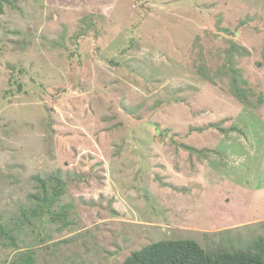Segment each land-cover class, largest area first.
Masks as SVG:
<instances>
[{"label": "rangeland", "instance_id": "1", "mask_svg": "<svg viewBox=\"0 0 264 264\" xmlns=\"http://www.w3.org/2000/svg\"><path fill=\"white\" fill-rule=\"evenodd\" d=\"M180 238L264 239V0H0V264Z\"/></svg>", "mask_w": 264, "mask_h": 264}, {"label": "trees", "instance_id": "2", "mask_svg": "<svg viewBox=\"0 0 264 264\" xmlns=\"http://www.w3.org/2000/svg\"><path fill=\"white\" fill-rule=\"evenodd\" d=\"M55 179L57 184L51 188V195L54 196V201H57V195L62 191L64 183L60 182L58 176ZM42 189L48 194L46 187L42 186ZM32 255L31 252L24 254L23 264H33ZM122 264H264V239H256L247 248H219L212 251L191 238L162 239L132 251Z\"/></svg>", "mask_w": 264, "mask_h": 264}]
</instances>
